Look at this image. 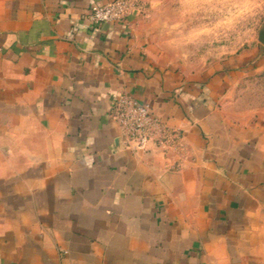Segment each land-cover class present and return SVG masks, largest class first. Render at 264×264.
<instances>
[{
  "label": "crops",
  "instance_id": "1",
  "mask_svg": "<svg viewBox=\"0 0 264 264\" xmlns=\"http://www.w3.org/2000/svg\"><path fill=\"white\" fill-rule=\"evenodd\" d=\"M109 1L0 0V264H264V55L184 65L159 0L88 19ZM121 93L166 144L124 141Z\"/></svg>",
  "mask_w": 264,
  "mask_h": 264
},
{
  "label": "rangeland",
  "instance_id": "2",
  "mask_svg": "<svg viewBox=\"0 0 264 264\" xmlns=\"http://www.w3.org/2000/svg\"><path fill=\"white\" fill-rule=\"evenodd\" d=\"M158 6L163 40L184 65L203 68L245 50L264 55V0H159ZM255 71L240 82V100L264 106V61Z\"/></svg>",
  "mask_w": 264,
  "mask_h": 264
},
{
  "label": "built area",
  "instance_id": "3",
  "mask_svg": "<svg viewBox=\"0 0 264 264\" xmlns=\"http://www.w3.org/2000/svg\"><path fill=\"white\" fill-rule=\"evenodd\" d=\"M138 10V0H112L98 5L89 13L94 23L118 20ZM111 113L120 128L124 141L135 148L146 149L151 142L166 144L173 135L168 123L157 116L149 104L128 93H121Z\"/></svg>",
  "mask_w": 264,
  "mask_h": 264
}]
</instances>
